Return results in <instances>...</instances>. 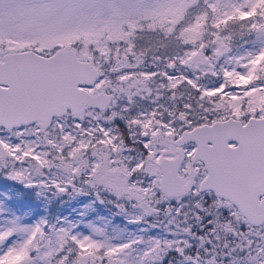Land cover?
<instances>
[{
    "label": "snow or ice",
    "instance_id": "6c2138e0",
    "mask_svg": "<svg viewBox=\"0 0 264 264\" xmlns=\"http://www.w3.org/2000/svg\"><path fill=\"white\" fill-rule=\"evenodd\" d=\"M0 264H264V0H0Z\"/></svg>",
    "mask_w": 264,
    "mask_h": 264
}]
</instances>
